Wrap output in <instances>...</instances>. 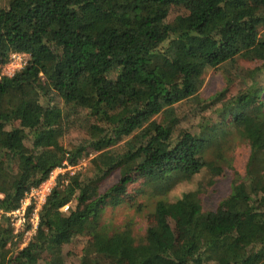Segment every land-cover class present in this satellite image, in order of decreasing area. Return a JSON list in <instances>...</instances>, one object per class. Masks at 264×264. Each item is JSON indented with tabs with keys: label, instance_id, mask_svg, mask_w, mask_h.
<instances>
[{
	"label": "trees",
	"instance_id": "obj_1",
	"mask_svg": "<svg viewBox=\"0 0 264 264\" xmlns=\"http://www.w3.org/2000/svg\"><path fill=\"white\" fill-rule=\"evenodd\" d=\"M11 53L27 60L0 77V264H64L77 238L79 264H264V0H4L0 65ZM214 69L224 88L201 99ZM239 143L242 176L230 157ZM84 159L57 176L22 245L28 224L13 233L7 214L53 169ZM208 165L231 175L214 210L198 184L170 197ZM135 183L141 203L126 190ZM147 201L154 223L140 237L128 222L101 223L106 208L140 215ZM169 211L183 225L177 245Z\"/></svg>",
	"mask_w": 264,
	"mask_h": 264
},
{
	"label": "rangeland",
	"instance_id": "obj_2",
	"mask_svg": "<svg viewBox=\"0 0 264 264\" xmlns=\"http://www.w3.org/2000/svg\"><path fill=\"white\" fill-rule=\"evenodd\" d=\"M1 3L4 0H0ZM174 14V9L169 11L168 19L172 18ZM237 63L241 67H251V64L244 63L242 61H237ZM225 81L224 76L221 72V69L208 70L205 72L203 76V83L199 90V97L201 99H207L208 97L214 95L222 88H224ZM238 88L236 80L232 84L229 93L232 94ZM260 100L264 107V87L263 91L260 95ZM189 109L188 103H180L176 107L177 115L180 116L185 111ZM195 121V120H194ZM184 125L183 123L180 128ZM82 131L80 132H72L68 137L61 139L60 143L62 145H66L67 143L75 142L77 139L81 137ZM24 148L26 151L29 149V143L24 142L21 145V148ZM248 155V147L244 143L237 144L232 152L230 153L231 157V166L232 169L239 174V176L243 175V167ZM88 159V158H87ZM87 159L80 160L77 166L74 168L65 166L62 164L59 171L53 172L52 180L55 182V179L58 175H62L66 171L72 173L75 169H81L84 165H86ZM117 175H111L102 185L101 190L107 189L113 183L116 182ZM231 181V175L228 169L219 168L208 165V167L202 170L199 174L193 177L189 183L179 184L169 193L170 197L178 196L182 191L192 188L194 185L198 184L202 191L201 199H202V207L206 210H214L219 203L229 192V184ZM139 183V182H138ZM138 184L135 183L132 186H127L128 196H134L132 191L136 189L135 186ZM134 201L137 203H141L142 199H135ZM127 204V203H125ZM120 205L116 208H106L101 217V223L109 228L111 231L118 229L123 223L128 222L132 231V235L140 237L143 234L144 229L147 226H151L154 223V218L149 210L152 208V202L147 201L146 208L143 211V214H136L132 211L131 208H127V205ZM167 220L172 230V238L169 242L174 244H179L184 239V230L183 225L179 220V216L175 211H169L167 213ZM79 238L76 241H73L69 245H65L62 248V254L64 255V264H79L76 254L79 249ZM237 245L242 246L241 241L234 242ZM21 246V244H20Z\"/></svg>",
	"mask_w": 264,
	"mask_h": 264
},
{
	"label": "built area",
	"instance_id": "obj_3",
	"mask_svg": "<svg viewBox=\"0 0 264 264\" xmlns=\"http://www.w3.org/2000/svg\"><path fill=\"white\" fill-rule=\"evenodd\" d=\"M27 60V56L22 53H11L8 55L5 63L0 65V77L11 76L14 72L21 69ZM64 164V163H63ZM59 168L53 169L48 178L41 183L37 188L31 189L27 194H25L24 198L21 200L20 206L18 209L7 214L10 220V225L13 227V233L22 230L24 225L28 224V229L24 232L23 237L24 241L22 245L26 242V240L30 237V235L34 232L37 224V211L40 206L43 204L46 195L49 193L50 189L54 185V181L52 180L53 172L59 171ZM32 205V209L28 218H25V209ZM66 209V206L62 207V211ZM27 221V223H26Z\"/></svg>",
	"mask_w": 264,
	"mask_h": 264
}]
</instances>
